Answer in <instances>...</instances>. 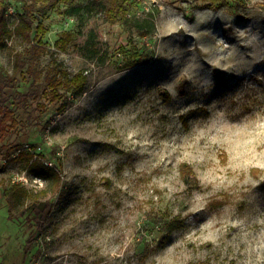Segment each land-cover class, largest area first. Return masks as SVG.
<instances>
[{"label":"rangeland","instance_id":"rangeland-1","mask_svg":"<svg viewBox=\"0 0 264 264\" xmlns=\"http://www.w3.org/2000/svg\"><path fill=\"white\" fill-rule=\"evenodd\" d=\"M145 12L155 30L144 37L56 9L42 19L40 66L55 58L88 81L61 109L19 95L31 78L4 89L17 125L0 134V264H264V0L130 10ZM89 30L103 62L78 48ZM26 46L12 36L0 47V77ZM33 160L60 179L31 176ZM175 215L163 240L156 220Z\"/></svg>","mask_w":264,"mask_h":264},{"label":"trees","instance_id":"trees-1","mask_svg":"<svg viewBox=\"0 0 264 264\" xmlns=\"http://www.w3.org/2000/svg\"><path fill=\"white\" fill-rule=\"evenodd\" d=\"M11 1L19 4V8L10 20L9 9ZM139 0H0V47H6L10 37H16L27 46L22 52H16L14 56V65L11 73H6L0 77V134L7 129L17 125L12 109L6 104L5 88H14L19 80L31 78V85L35 86L32 91L19 93L20 96L39 97L41 93L55 103H60V109L68 102L66 95H79L84 92L87 85V76L83 69L76 72H70L67 67L57 59L53 58L46 66H40L42 56L46 53V44L43 41V34L46 28L42 22L48 11L52 9L64 16L73 17L80 24L91 18H101L104 22L111 24L122 23L129 29L134 30L138 36L144 37L155 30V20L151 12H145L139 16L130 14L131 7ZM208 6H223L229 0H199ZM62 6V8H59ZM66 35H69L66 34ZM93 30H89L86 43L80 45V51L83 56L89 59H98L103 62L104 58L98 56V48L93 39ZM61 39V38H60ZM25 55V57H24ZM147 61V60H146ZM138 63L133 60L128 63L132 66ZM42 85V90L39 85ZM41 91V92H40ZM182 171L186 172L183 179L187 182L192 180L194 183L196 177L187 163H182ZM187 168V171H186ZM29 174L37 176L43 180H59V172L53 165H46L42 162L33 160L29 164ZM22 188L13 184L8 191L7 200L15 206L19 203V193ZM22 195V193H20ZM12 215V216H11ZM10 217H15L10 214ZM41 219H37L36 225L42 227ZM160 223L162 236L165 240L169 234L180 225L178 215L170 219L159 217L156 220ZM31 238L26 240L25 250L31 248ZM142 258V257H141Z\"/></svg>","mask_w":264,"mask_h":264}]
</instances>
